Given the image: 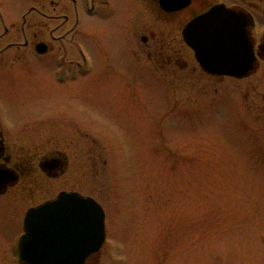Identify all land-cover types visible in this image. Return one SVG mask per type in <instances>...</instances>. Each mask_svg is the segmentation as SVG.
Masks as SVG:
<instances>
[{"label":"rangeland","instance_id":"rangeland-1","mask_svg":"<svg viewBox=\"0 0 264 264\" xmlns=\"http://www.w3.org/2000/svg\"><path fill=\"white\" fill-rule=\"evenodd\" d=\"M31 5L0 0V11L15 19ZM42 20L50 30V18ZM83 41L98 64L92 87L79 94L50 80V96L37 94L33 113L66 114L67 129L85 128L86 178L75 176L70 186L102 203L107 228L89 264H264V68L219 81L200 71L193 77L190 64L175 77L173 67L160 79L137 77L126 96L99 65L103 42L112 53L110 33ZM32 103L24 95L11 102L21 109ZM33 178L26 200L16 189L0 196V239L4 214H24L50 197L39 173ZM5 243L0 262L10 264Z\"/></svg>","mask_w":264,"mask_h":264},{"label":"flooded vegetation","instance_id":"flooded-vegetation-1","mask_svg":"<svg viewBox=\"0 0 264 264\" xmlns=\"http://www.w3.org/2000/svg\"><path fill=\"white\" fill-rule=\"evenodd\" d=\"M31 1L32 5L21 10L15 19L0 11V91L4 93L0 97V176L14 177L0 187V196L16 189L23 200L35 191L33 177L39 173L41 180L50 186V197L32 202L24 214L18 212L13 217L10 212L4 214L0 243L9 245L10 264H22L18 244L24 232V216L30 208L56 198L62 191L92 196L70 186L75 176L82 181L86 178L84 126L76 124L69 130L63 124L66 114L46 113L37 117L33 113L36 101L50 96V80L79 94L92 87L95 79L89 76L98 64L86 50L83 38L110 33L112 53L103 42L99 50L103 63L99 65L106 79L122 85L126 96L132 92L129 87L137 77L143 76L148 81L152 76L160 79L173 67L175 77H181L183 68L190 64L193 77L200 71L219 81L245 80L257 76L264 68V0ZM214 9L224 15L237 14L234 20L223 17L225 28L234 23L248 30L255 56V68L248 74L207 71L200 64L197 51L186 41L187 25ZM42 18H50V30L43 27ZM29 71L36 72L37 78ZM92 90L88 91L95 93ZM20 95L33 103L25 104L23 109L14 107L11 102ZM93 141H97L95 137ZM72 145L76 147L72 149ZM14 226V232L5 233Z\"/></svg>","mask_w":264,"mask_h":264},{"label":"water","instance_id":"water-1","mask_svg":"<svg viewBox=\"0 0 264 264\" xmlns=\"http://www.w3.org/2000/svg\"><path fill=\"white\" fill-rule=\"evenodd\" d=\"M236 15L214 9L185 29L187 42L212 73L243 76L254 68L248 30L234 23L224 26L223 17L234 20ZM11 178L0 176V187ZM24 227L19 245L23 264H86L106 239L104 209L92 197L77 192H62L56 199L30 209Z\"/></svg>","mask_w":264,"mask_h":264}]
</instances>
